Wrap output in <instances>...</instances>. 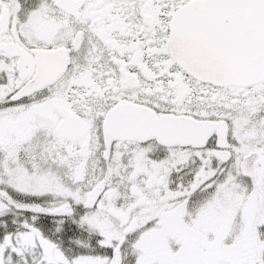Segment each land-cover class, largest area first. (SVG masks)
<instances>
[{"label":"snow or ice","instance_id":"1","mask_svg":"<svg viewBox=\"0 0 264 264\" xmlns=\"http://www.w3.org/2000/svg\"><path fill=\"white\" fill-rule=\"evenodd\" d=\"M0 264H264V0H0Z\"/></svg>","mask_w":264,"mask_h":264}]
</instances>
